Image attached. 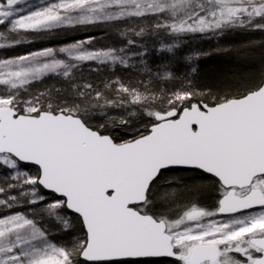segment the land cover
<instances>
[{
    "label": "snow or ice",
    "instance_id": "snow-or-ice-1",
    "mask_svg": "<svg viewBox=\"0 0 264 264\" xmlns=\"http://www.w3.org/2000/svg\"><path fill=\"white\" fill-rule=\"evenodd\" d=\"M0 264H264V0H0Z\"/></svg>",
    "mask_w": 264,
    "mask_h": 264
},
{
    "label": "rangeland",
    "instance_id": "rangeland-1",
    "mask_svg": "<svg viewBox=\"0 0 264 264\" xmlns=\"http://www.w3.org/2000/svg\"><path fill=\"white\" fill-rule=\"evenodd\" d=\"M258 38V37H257ZM213 66V64H212V62L210 61L209 62V66H208V64L205 66V70H207V68H210V67H212Z\"/></svg>",
    "mask_w": 264,
    "mask_h": 264
},
{
    "label": "trees",
    "instance_id": "trees-1",
    "mask_svg": "<svg viewBox=\"0 0 264 264\" xmlns=\"http://www.w3.org/2000/svg\"><path fill=\"white\" fill-rule=\"evenodd\" d=\"M208 66H209V64H208Z\"/></svg>",
    "mask_w": 264,
    "mask_h": 264
}]
</instances>
